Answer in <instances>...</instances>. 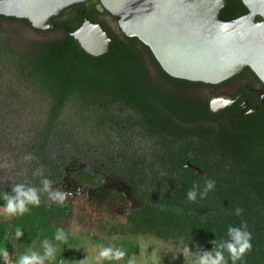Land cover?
Masks as SVG:
<instances>
[{"label": "trees", "instance_id": "trees-1", "mask_svg": "<svg viewBox=\"0 0 264 264\" xmlns=\"http://www.w3.org/2000/svg\"><path fill=\"white\" fill-rule=\"evenodd\" d=\"M248 11L242 0H227L223 16L233 19ZM4 21L30 25L25 18L0 14V151L13 156L23 171L11 184L0 169L1 206L6 203L2 195L11 194L15 184L42 189L52 165L56 169L65 155L67 159L83 152L96 155L100 147L114 163L121 160L139 169L148 158L136 136L142 134L139 130L155 140V149L164 150L165 187L155 199L144 201L129 230L212 251L213 241L218 245L230 240L229 227L246 223L253 248L236 264H264V104L238 123L212 111L208 100L170 98L163 80L192 86L204 83L171 76L149 47L143 42L136 46L132 37L114 36L111 50L94 56L70 33L60 39L23 42L3 37ZM143 50L162 80L150 74ZM28 154L35 159L25 160ZM188 161L208 177L186 167ZM207 180L214 181L215 187L201 198ZM194 185L199 189L191 202L187 193ZM39 195L41 205H29L30 213L12 216L10 223L0 220V248L13 251L22 243L57 241L58 229L67 232L63 222L71 216L69 209L50 203L45 192ZM237 208L242 209L241 215L236 214ZM17 228L24 232L19 239ZM11 238L16 245H11ZM66 249L67 244L63 255ZM224 255L232 264L226 250Z\"/></svg>", "mask_w": 264, "mask_h": 264}, {"label": "water", "instance_id": "water-1", "mask_svg": "<svg viewBox=\"0 0 264 264\" xmlns=\"http://www.w3.org/2000/svg\"><path fill=\"white\" fill-rule=\"evenodd\" d=\"M81 1L86 0H0V14L25 18L34 29L52 30L59 27L53 18ZM242 1L249 11L225 19L227 0H101L121 31L146 44L171 76L218 84L248 66L264 82V0ZM65 32L91 55L112 48L110 30L90 16ZM234 101L228 94L213 96L211 109L219 111Z\"/></svg>", "mask_w": 264, "mask_h": 264}, {"label": "flooded vegetation", "instance_id": "flooded-vegetation-1", "mask_svg": "<svg viewBox=\"0 0 264 264\" xmlns=\"http://www.w3.org/2000/svg\"><path fill=\"white\" fill-rule=\"evenodd\" d=\"M86 16L92 17L97 22H102L113 36L126 40L124 36L126 34L121 31L117 18L102 4L101 0L74 3L53 19L59 23L58 30H62L66 35L65 29L60 28L62 24L72 23L79 27ZM132 38L133 43L141 47V41L137 37ZM143 52L149 71H154L157 79L162 80L159 76V70L151 63L145 50ZM150 74L154 76L151 71ZM162 87L166 89L168 96L175 100L182 98L190 101L200 100L201 102L208 100L210 109L213 96L231 95L235 99L234 103L214 112L222 113V117L226 119L235 118L238 123L243 122L244 116L259 111L264 104V82L252 69L250 71L246 67L238 74L218 84L204 83L192 86L163 80ZM201 87L207 88V96L197 97L194 95L196 90ZM138 132L142 134L136 135V131L133 136L136 135L142 140L141 151L148 156L145 162L139 165V169L134 165H123L121 160L114 163L104 155V151L102 152L100 147L97 149V161L95 163L83 159L79 160L77 157L67 159V155H65V161L57 163L56 169L52 165V170L49 171V180L52 181L51 188L66 194L62 206L69 209L70 218L78 209L81 214L88 215L87 217L94 214L97 221L100 220L99 226L102 229L108 228L109 235L119 234L123 237L129 234L143 235L142 233L134 234L130 231L133 226V217L141 213L144 201L150 202L155 199L154 197L165 187L163 178L166 174V167L161 159V150L163 152L164 150L155 149V140L148 134L144 135L145 132L143 133V131L138 130ZM185 166L194 169L196 173L204 177H208V174L204 175L197 172L196 167H201L192 161H188ZM46 194L50 203L60 205L58 202H53L48 193ZM65 229L68 230L66 227Z\"/></svg>", "mask_w": 264, "mask_h": 264}, {"label": "rangeland", "instance_id": "rangeland-1", "mask_svg": "<svg viewBox=\"0 0 264 264\" xmlns=\"http://www.w3.org/2000/svg\"><path fill=\"white\" fill-rule=\"evenodd\" d=\"M2 28L4 29L3 37H8L17 42L30 39H60L65 36L62 30L37 31L28 24L13 23L11 21H4ZM150 71L157 78L155 72ZM207 92V88L201 87L196 90L194 95L197 97H205L208 95ZM87 134L91 136L89 137L90 139L96 141V138H92L94 135L89 132ZM83 154H85L82 155L83 157L77 156V158L87 160L91 163L97 161L96 155L86 154L85 152ZM9 155L6 154L5 156L0 151V169H4L6 181L12 184L23 171H19L20 167L17 165L18 162L13 156ZM77 215H79V218H77ZM87 216L85 213L81 214L77 209L72 218L63 222L64 226L68 228L65 233L66 241L48 240L56 248V254L55 259L46 261V264H127L129 259H133L135 264H195L196 254L203 251L198 244L176 239H165L153 233L143 235L129 234L126 237L119 234L109 235L108 228L102 229L99 226L100 220L97 221L94 214H91L89 217ZM80 217H83V219H80ZM11 219L12 216H9L4 211V207L0 205V220L10 223ZM69 238L72 239L70 243L68 242ZM10 243L11 245H16L13 238L10 239ZM42 243L43 241L32 242L28 245L22 243V246H19L21 247V251L17 249L13 251L9 250V252L13 261H15L19 255L27 252L30 248L42 253ZM66 244L68 249H66L63 255V249ZM101 247L119 248L124 250L127 255L120 261H98L97 256ZM127 258L129 259L127 260Z\"/></svg>", "mask_w": 264, "mask_h": 264}, {"label": "clouds", "instance_id": "clouds-1", "mask_svg": "<svg viewBox=\"0 0 264 264\" xmlns=\"http://www.w3.org/2000/svg\"><path fill=\"white\" fill-rule=\"evenodd\" d=\"M25 160H33L35 157L32 154H28L24 157ZM43 188L37 189L26 184H15L12 188V193H4L2 195L3 200L6 202L4 205V211L9 216H23L26 213H30L31 209L29 205L39 207L41 205V197L39 192L48 193L50 199L53 202H58L63 205L66 199V194L60 190L51 188L52 181L45 178L42 181ZM215 187V182L207 180L204 191L200 193V197L207 196L209 190ZM199 185H194L191 190L188 191L187 197L191 202H195L197 199V192ZM242 209L237 208L236 214L241 215ZM247 224L244 223L241 228L229 227L228 235L230 240L221 242L217 245L216 240L212 243L215 245L212 251H200L196 254L195 264H227V260L224 255L226 250L231 257L232 264H236L237 261L242 260L246 253L252 251V235L247 230ZM24 232L17 228L15 232L16 238L23 237ZM55 240L64 242L66 241V235L63 229H58ZM43 252H37L28 249L27 252L19 255L15 261H13L10 252L7 248H0V258L3 259L4 264H46V261L55 259L56 248L48 241L45 240L42 243ZM127 253L119 248L101 247L97 260L108 261H120L125 258ZM127 264H135L133 259H129Z\"/></svg>", "mask_w": 264, "mask_h": 264}]
</instances>
